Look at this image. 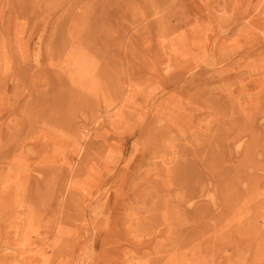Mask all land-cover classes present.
Listing matches in <instances>:
<instances>
[{"label": "rangeland", "instance_id": "obj_1", "mask_svg": "<svg viewBox=\"0 0 264 264\" xmlns=\"http://www.w3.org/2000/svg\"><path fill=\"white\" fill-rule=\"evenodd\" d=\"M251 186L264 0H0V264L212 262Z\"/></svg>", "mask_w": 264, "mask_h": 264}, {"label": "bare ground", "instance_id": "obj_2", "mask_svg": "<svg viewBox=\"0 0 264 264\" xmlns=\"http://www.w3.org/2000/svg\"><path fill=\"white\" fill-rule=\"evenodd\" d=\"M38 94L39 93H37V95ZM255 179L250 178V181L248 180H245V181L248 184V182L251 183L252 180H255ZM252 188L254 187L251 186L248 189L250 196L248 195L249 197L240 204L239 209L237 210L236 218H235V222L237 221V223H235L233 227L230 226L231 228L229 227L228 229L224 230L221 233V235L218 234L217 239H214L213 241L209 240L204 244V249H205L204 253L211 250L213 253L219 256L218 258H216V255H215L214 259H212V262L211 261L208 262L207 258L204 256V258H206L204 264H264V237H263L264 229H262V233H263L262 235L259 233L258 229L255 227L256 225L254 226V218H253V215L251 214V210L256 209L259 204L255 207L256 201H254L253 200L254 198H252V196L254 197V195L251 196ZM257 189H259V187ZM239 197H238V200H239Z\"/></svg>", "mask_w": 264, "mask_h": 264}]
</instances>
